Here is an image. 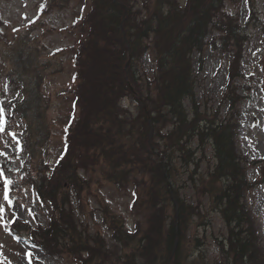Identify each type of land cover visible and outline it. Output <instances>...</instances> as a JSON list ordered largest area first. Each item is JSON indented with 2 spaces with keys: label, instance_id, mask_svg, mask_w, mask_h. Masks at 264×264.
Returning a JSON list of instances; mask_svg holds the SVG:
<instances>
[{
  "label": "trees",
  "instance_id": "16d2710c",
  "mask_svg": "<svg viewBox=\"0 0 264 264\" xmlns=\"http://www.w3.org/2000/svg\"><path fill=\"white\" fill-rule=\"evenodd\" d=\"M83 1L88 9L74 18L71 27L81 30L71 46L75 72L68 90L72 106L64 126V149L49 178L41 171L40 160L28 179L38 199L49 203L51 214L45 224L12 223L13 216L5 215L9 233L27 238L48 256L65 254L71 264H168L171 253L169 264H208L201 239L191 233L208 226L206 214L200 212L201 197H206L208 211L220 215L227 230L225 240L218 242L217 264H248L247 260L264 264L257 229L244 203L245 191L256 181L246 179L234 149L233 123L238 119L205 116L197 111L195 100L193 54L202 67L204 47L215 43L207 39L209 29L215 26L223 40L241 43L242 25L223 21L229 18L223 11L225 0H138L137 7L131 0ZM62 2L43 0L41 13ZM0 39H6L1 32ZM12 45L7 54L15 63L14 78L22 90L11 109L20 121H26L16 136L20 149L31 154L34 144L42 146L48 136L41 115L44 74L38 69L26 82L21 65H27L32 56ZM149 49L152 78L139 74L140 60ZM232 54L237 62V53ZM225 94L232 110L238 100L228 91ZM125 96L136 102L133 108L121 105ZM208 145L214 162L201 172ZM79 167L98 171L118 189L133 184L130 209L139 217L131 229L122 214L99 199L100 207L95 209L101 224H90L92 230L78 218L71 194L79 203L89 188V182L77 173ZM0 168L7 175L1 160ZM258 169V182L264 183V168ZM187 182L197 195L195 205L180 194ZM16 183L10 188L15 189Z\"/></svg>",
  "mask_w": 264,
  "mask_h": 264
},
{
  "label": "rangeland",
  "instance_id": "374dc122",
  "mask_svg": "<svg viewBox=\"0 0 264 264\" xmlns=\"http://www.w3.org/2000/svg\"><path fill=\"white\" fill-rule=\"evenodd\" d=\"M131 1L133 7L138 6V0ZM39 2L41 0H0V32L6 38L0 39V101H3L5 115L8 116L5 132L0 134V151L7 153V158L0 156V159L5 163L7 176L17 182L15 189L11 187L10 192L11 196L17 198L15 205L9 209L3 201L2 186L0 204L6 208V217L16 211L20 222L40 221L45 224L51 214V207L49 203L44 204L38 199L28 182L29 173H34V167L41 160V171H45L49 178L57 156L64 149L63 130L72 106V95L67 91L74 70L73 49L69 47L76 42L81 30L77 26L71 28V22L79 13L84 14L88 6L84 7L83 0H63L59 7H52L42 14ZM223 11L229 16L223 19L224 22L234 23L236 20L242 25L244 30L241 43L234 45L230 39L223 40V33L215 26L209 29L207 39L214 40L215 43L204 47L202 67L198 65L196 53L193 55L195 100L197 111L205 116L217 120L228 116L234 121L238 119L236 125L233 123L234 149L240 156L238 162L243 165L246 179L249 182L256 181L257 184L245 191L244 200L257 229L261 253L264 254V185L258 182L261 175L258 168H264V0H225ZM221 42L228 45L221 48ZM8 44H13L12 48L16 51L31 53L32 60L27 65H21L26 82L38 69H41L38 72L44 74L41 90L45 96L41 115L47 123L48 136L42 146H36L40 143L34 144L31 154L29 149H20L8 134L20 131L25 121L24 118L20 121L18 114L9 106V100L19 94L22 88L14 78L12 67L15 63L11 62L7 54ZM57 48L63 49L57 53ZM233 51L238 55L237 62L233 58ZM231 60L234 62L229 68ZM140 68V76L152 78L154 63L150 53L146 52L142 56ZM226 91L238 100L232 110ZM121 103L128 107L133 105L128 98H124ZM185 105L190 112L189 102L185 101ZM162 130L165 131L166 128ZM204 153L200 164L201 172L208 170L214 162L210 146L205 147ZM77 173L89 182V188L82 192L79 203L74 193L71 194V201L78 218L83 223L86 222L87 228L92 229L91 225L96 226L98 222L101 224L100 212L95 209L96 206L100 207L97 199L122 214L128 228L133 227L139 217L130 209L133 184L118 189L112 182L101 178L98 171L90 172L79 167ZM180 194L185 201L194 205L198 203L197 195L189 182L180 188ZM201 198L200 212L203 216L206 214L204 220L208 221V226L191 229V233L195 232L201 239V251L208 264H217L220 258L218 242L225 240L226 225L218 214L208 211L207 198ZM20 204L27 207L21 209ZM29 208L34 216L29 215ZM4 226L0 222V264H71L65 254L48 256L25 238L9 234ZM29 252L32 253L33 261L27 255ZM197 254L194 253L193 256Z\"/></svg>",
  "mask_w": 264,
  "mask_h": 264
},
{
  "label": "snow or ice",
  "instance_id": "6c2138e0",
  "mask_svg": "<svg viewBox=\"0 0 264 264\" xmlns=\"http://www.w3.org/2000/svg\"><path fill=\"white\" fill-rule=\"evenodd\" d=\"M5 91H7V86H5ZM7 124H8V121L5 116V109L3 107V101H0V134L5 132ZM8 134L13 138L16 137V134L14 132H11ZM0 156H5L7 158V153L0 151ZM8 171H11V170L9 169ZM0 180H2V185L0 186L3 187V201L6 202L9 208H12L15 205L17 198L10 195V192H11L10 186L14 185L15 181L10 179L5 174V170L3 168H0ZM26 207H27L26 205L20 204L21 209L26 208ZM27 210H28L29 215L34 216V213H32V210L30 208ZM5 214H6V208L4 207L3 204H0V222L2 223H7V221H3V217L5 216ZM12 216L14 219L11 222L15 223V221L19 219V215L16 211H13ZM24 222L27 223V221H24ZM27 255L31 258L32 253L29 252L27 253Z\"/></svg>",
  "mask_w": 264,
  "mask_h": 264
},
{
  "label": "bare ground",
  "instance_id": "6f19581e",
  "mask_svg": "<svg viewBox=\"0 0 264 264\" xmlns=\"http://www.w3.org/2000/svg\"><path fill=\"white\" fill-rule=\"evenodd\" d=\"M126 66H128V64H127ZM208 146H210V145H208ZM152 147L155 148L154 145H152ZM210 147H211V146H210ZM174 204H177V202H174ZM224 209L227 210V211L231 210L229 207H225ZM171 252H172V251H171ZM169 261H170V260H168V264H169Z\"/></svg>",
  "mask_w": 264,
  "mask_h": 264
}]
</instances>
